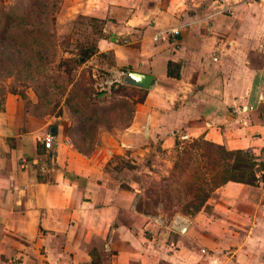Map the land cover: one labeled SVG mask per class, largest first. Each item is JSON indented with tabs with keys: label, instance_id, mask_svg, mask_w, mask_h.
<instances>
[{
	"label": "crops",
	"instance_id": "1",
	"mask_svg": "<svg viewBox=\"0 0 264 264\" xmlns=\"http://www.w3.org/2000/svg\"><path fill=\"white\" fill-rule=\"evenodd\" d=\"M79 15L102 22L91 61L110 81L133 71L153 87L125 85L143 102L86 152L70 124L33 114V97H4L0 264H264V3L64 0L58 23ZM182 137L246 153L256 182L222 185L193 215L138 212V178L168 177Z\"/></svg>",
	"mask_w": 264,
	"mask_h": 264
},
{
	"label": "rangeland",
	"instance_id": "2",
	"mask_svg": "<svg viewBox=\"0 0 264 264\" xmlns=\"http://www.w3.org/2000/svg\"><path fill=\"white\" fill-rule=\"evenodd\" d=\"M63 4L64 0H0V28L9 27L8 33L15 37L12 42L8 41V52L0 62V101L8 94L25 99L31 96L35 102L30 101V107L35 113L42 118L60 117L62 120L57 123L70 124L68 132L76 138L83 139L81 130L87 128L84 134L86 138L83 139L86 144L94 139L96 141L101 127L125 126L130 120L133 102L141 99L143 93L116 86V82L110 81L114 72H109L99 62L90 59L81 66L73 63L82 48L96 47L102 32V22L79 15L60 24L58 17ZM32 5L44 12V29L48 28L47 31L54 36L34 39L18 32L17 29L27 27L29 18L33 23L34 16L28 15ZM9 21L11 23L7 25ZM91 102L104 108L103 111H97L101 122L86 120L93 114ZM192 141L180 140L178 150L173 153L172 173L176 176L184 170L183 177L177 178L178 182L172 173L166 178H138L142 188L138 202L146 203L155 215L160 210L161 214L169 218L174 211L180 212L185 205L194 202L197 187H202L199 177L206 173L209 180L208 170L217 156L211 155L214 148L204 143L192 147ZM127 161L126 158L115 157L110 166L121 170L124 168L122 164ZM246 162L249 167L244 171L249 177L256 166L252 157H246ZM187 185L195 188L187 189Z\"/></svg>",
	"mask_w": 264,
	"mask_h": 264
},
{
	"label": "trees",
	"instance_id": "3",
	"mask_svg": "<svg viewBox=\"0 0 264 264\" xmlns=\"http://www.w3.org/2000/svg\"><path fill=\"white\" fill-rule=\"evenodd\" d=\"M43 14H44V12L42 10L37 9L35 7V5H32L29 8L28 15L32 18L34 16L35 19H34L33 23H31V21H29L31 19V18H29L28 22L26 23L27 27L24 29H17L18 32L25 33V35H27V36H32V38H34V39H37V37L39 39H42L45 37L54 36V34L52 35L51 33H49V31H47L48 28L44 29L46 26V21L44 19ZM15 21H17V18L15 19ZM10 23H11V21H9V23L7 25H9ZM8 29H9V27H7V26H5V27L3 26L0 28V62H2V59H5L4 58L5 54L8 52V41L11 40V42H12L13 41L12 39H15V37H12V35H10L8 33ZM96 54H97V47L92 46V47L82 48L81 51L78 54H76V58L73 60V63H75L77 66H81L84 63H86L87 61H89ZM34 56H36V53H34ZM170 67H171V64H170ZM68 70H70V67H68ZM169 74H171V72H169ZM118 86H120V85H118ZM120 87H122L123 89L127 88V86H125V85H121ZM144 97H145V95L143 94L141 99L133 102V107L138 102H143ZM3 100L0 101V109H2ZM121 102L125 103V101H121ZM28 104H29V106H31L30 102ZM91 106H92L91 112L93 114L91 117H89L86 120H88V122L100 121L99 120L100 117H98L99 113H97V111H103L104 108H102L100 106L97 107L96 103H93V102H91ZM31 111L36 116L40 117V115L35 113L32 108H31ZM100 122H98V124H101ZM87 131H88L87 128L84 130H81V134L84 137L83 138L84 140L86 138L84 134H86ZM72 136H74V135H72ZM75 139H76V137H75ZM83 139L82 138L79 139V142H75V145L78 148V150H80L82 152H86L88 149H90V147H91L90 144H91V142L93 143V141H90V143H86L87 144L86 145L84 143L85 141ZM192 142H193L192 147H194L197 143H204V145H207V146L210 145L211 147L214 148V150L211 152V155L216 154L217 156H215L213 158V165L208 170V171H210L209 180L206 177V173L204 176L199 177V179L202 183V187H197V192L194 193V202L188 204L187 206L185 205L184 208L180 212H182L184 214H188V215L195 214L203 206H205V204H206V202H207V200L210 197L212 192H214L217 188L221 187L222 185H224L228 182H239V183H249V184H254L256 182V177L254 175V172L251 173V175H249V177H247L245 175L246 173L244 170L249 167V164L246 162V157H248V155L246 153H244L242 151H228L225 148H223L222 146L211 144L210 142H208L204 139H197V140H193ZM179 146H180V142H177L176 143V151L178 150ZM85 147L87 150H84ZM122 165L124 166V168H132V165L129 161H127L126 163H123ZM183 174H184V170L178 172V174L176 176H175V173H172L171 175H172V177L176 178V182H178L177 178H181V176L183 177ZM207 187H208V189H206ZM186 188L187 189H193V188H195V186L187 185ZM136 209L138 210V212L144 213L146 215H155L154 213H152V211H150L149 206L146 203L144 204L142 201L137 203ZM175 213H176V211L173 212V215Z\"/></svg>",
	"mask_w": 264,
	"mask_h": 264
},
{
	"label": "water",
	"instance_id": "4",
	"mask_svg": "<svg viewBox=\"0 0 264 264\" xmlns=\"http://www.w3.org/2000/svg\"><path fill=\"white\" fill-rule=\"evenodd\" d=\"M154 78L150 75H143L133 71H129L123 78V83L128 86L140 89H151L153 87Z\"/></svg>",
	"mask_w": 264,
	"mask_h": 264
},
{
	"label": "built area",
	"instance_id": "5",
	"mask_svg": "<svg viewBox=\"0 0 264 264\" xmlns=\"http://www.w3.org/2000/svg\"><path fill=\"white\" fill-rule=\"evenodd\" d=\"M218 3H226V0H215ZM251 2H262L264 3V0H249ZM179 34V30L177 29H172L170 31H161L160 33H157V35L155 36V42H157L160 38H162L165 35H173L176 36ZM237 112V110H235ZM185 139V137H182V140ZM53 141H54V137L52 134H48L44 140V145L46 148L50 149L52 148L53 145ZM26 160L24 159L23 162H25ZM12 264H22L20 262H13Z\"/></svg>",
	"mask_w": 264,
	"mask_h": 264
}]
</instances>
